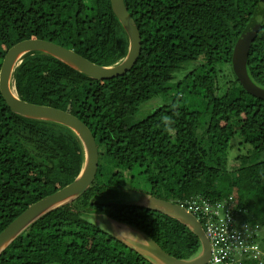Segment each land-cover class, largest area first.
<instances>
[{"label": "trees", "instance_id": "16d2710c", "mask_svg": "<svg viewBox=\"0 0 264 264\" xmlns=\"http://www.w3.org/2000/svg\"><path fill=\"white\" fill-rule=\"evenodd\" d=\"M258 1L124 0L141 51L116 77L94 79L41 52L23 56L12 74L17 94L76 114L94 135L98 165L91 185L30 224L0 264H151L96 224L93 237L106 239L90 243L84 216L136 226L174 257L193 254L198 239L184 224L121 202L129 186L183 205L224 203L264 234V99L243 86L232 62ZM31 36L100 65L120 60L128 45L110 0H0V64L13 42ZM246 45L247 76L264 89V8ZM18 126L28 129L24 139ZM81 161L71 130L13 113L0 93V231L69 183Z\"/></svg>", "mask_w": 264, "mask_h": 264}, {"label": "water", "instance_id": "95a60500", "mask_svg": "<svg viewBox=\"0 0 264 264\" xmlns=\"http://www.w3.org/2000/svg\"><path fill=\"white\" fill-rule=\"evenodd\" d=\"M111 10L127 37V51L118 61L109 65L97 64L74 49L42 37H26L13 42L5 51L0 64V93L10 110L18 115L36 120L60 124L71 130L78 138L82 161L75 177L67 184L31 202L0 231V253L14 241L30 224L52 209L69 204L79 197L94 181L98 165V150L94 135L89 127L73 112L57 105L28 100L15 90L12 74L22 57L29 52L50 55L69 67L94 79L116 77L128 71L136 62L141 51V35L128 12L124 0H110ZM264 0H259L245 32L240 35L234 47L232 62L235 73L243 86L253 95L264 99V89L255 85L245 69V50L250 36L260 23ZM12 83V86H11ZM137 192V198L121 202L149 208L166 214L184 224L198 239L196 251L187 258H177L158 245L140 228L129 223L104 217L109 230L103 228L129 248L141 254L151 264H206L210 255V243L200 222L179 204ZM130 193V194H131ZM139 199V200H137ZM95 217V216H92ZM113 233H111V231Z\"/></svg>", "mask_w": 264, "mask_h": 264}, {"label": "built area", "instance_id": "2783aa9c", "mask_svg": "<svg viewBox=\"0 0 264 264\" xmlns=\"http://www.w3.org/2000/svg\"><path fill=\"white\" fill-rule=\"evenodd\" d=\"M180 205L200 222L209 240L206 264H242L244 260L264 264V245L259 239L263 233L242 218L241 210L207 200H189Z\"/></svg>", "mask_w": 264, "mask_h": 264}, {"label": "rangeland", "instance_id": "374dc122", "mask_svg": "<svg viewBox=\"0 0 264 264\" xmlns=\"http://www.w3.org/2000/svg\"><path fill=\"white\" fill-rule=\"evenodd\" d=\"M23 58L24 57H22V59H21V61L19 62V64L22 62V60H23ZM224 73V75L225 76H227V78L229 77V74H226L227 73V71H223ZM226 78V79H227ZM221 82L223 83V80H221ZM75 100V98H73V101ZM20 123V122H19ZM17 131L19 132V135H20V137H22L23 139L25 138L24 136H21L22 135V133L23 132H28V129H22V127L21 126H18V128H17ZM55 135H56V139H62L63 138V135H62V133H60V132H56L55 133ZM229 131H225L223 134H220V138L221 139H227V138H229ZM61 137V138H60ZM58 142V141H57ZM54 144H57L55 141H54ZM231 144H233L234 146L232 147L233 148V150L234 151H230V153H231V155L233 154L234 155V153H236L237 152V147L238 146H236V143L233 141ZM59 151H61V146H60V149H59ZM137 180H134L133 181V183L134 184H137ZM130 187V189H129V191H125L124 190V192H125V195L123 194V196L121 197V199H122V201H124V200H131V199H136L137 198V192H132L131 193V191H140L139 189H137V188H133L132 189V187L131 186H129ZM131 193V194H130ZM137 200H139V199H137ZM83 218H85L87 221H88V223H81V225H82V228H83V230L82 231H85V233H86V235L89 237V239H90V243L91 242H93V241H95V240H97V241H100V242H102V243H104L105 242V236H96V237H93L95 234H94V227H93V224H96V225H98V226H100L102 229L103 228H106V230H109V228H108V225H107V221L104 219V217H89V216H84ZM111 231V233H113V231L112 230H110ZM89 243V244H90Z\"/></svg>", "mask_w": 264, "mask_h": 264}, {"label": "clouds", "instance_id": "9594fccd", "mask_svg": "<svg viewBox=\"0 0 264 264\" xmlns=\"http://www.w3.org/2000/svg\"><path fill=\"white\" fill-rule=\"evenodd\" d=\"M175 203H177V202H175ZM177 204H179V203H177ZM179 205H180V204H179ZM180 206H181V205H180ZM182 207H183V206H182ZM263 235H264V234H263ZM263 235H262V236H263ZM262 236L259 237L260 242H261V238H262ZM261 245H263V244L261 243Z\"/></svg>", "mask_w": 264, "mask_h": 264}, {"label": "flooded vegetation", "instance_id": "af4514ba", "mask_svg": "<svg viewBox=\"0 0 264 264\" xmlns=\"http://www.w3.org/2000/svg\"><path fill=\"white\" fill-rule=\"evenodd\" d=\"M125 191H129V189L128 188H126V189H124ZM99 217H101V216H99ZM102 218V217H101Z\"/></svg>", "mask_w": 264, "mask_h": 264}, {"label": "bare ground", "instance_id": "6f19581e", "mask_svg": "<svg viewBox=\"0 0 264 264\" xmlns=\"http://www.w3.org/2000/svg\"><path fill=\"white\" fill-rule=\"evenodd\" d=\"M11 86H12V83H11Z\"/></svg>", "mask_w": 264, "mask_h": 264}]
</instances>
